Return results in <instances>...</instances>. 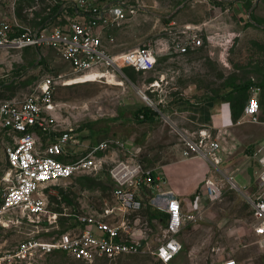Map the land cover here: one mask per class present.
<instances>
[{
  "label": "rangeland",
  "instance_id": "1",
  "mask_svg": "<svg viewBox=\"0 0 264 264\" xmlns=\"http://www.w3.org/2000/svg\"><path fill=\"white\" fill-rule=\"evenodd\" d=\"M126 1L135 7V11H129L128 18L112 30L115 40L107 47L112 52H119L151 45L157 52V64L150 72L126 68L124 75L114 82L104 79L67 81L57 86L54 94L55 126L57 132L71 126L76 129L79 152L112 138L124 142L147 166L154 167L176 159L177 151L184 150L185 141L199 135L200 127L193 115L183 112L189 106L213 98L219 120L229 113L230 128L235 129L240 125L242 112L235 117L230 103L223 98L224 94L236 84L251 81L252 85L263 88L264 99V0ZM47 13V1L0 0V22L7 16L16 15L21 22L35 25ZM193 36L202 38V45L195 47L191 43ZM184 45L188 46L187 52L178 51ZM68 71L67 64L50 48L0 49V100L25 96L42 77ZM74 77L68 74L66 78ZM140 91L155 105H149ZM143 106L157 110L152 120L143 121L137 116L138 108ZM263 112L261 121L264 120ZM242 123V127L259 128L255 144L251 145L249 141L237 143L234 134H241V131L235 129L232 135L227 132V139L223 140L228 149L223 151L221 148L218 152L221 164L214 166L198 156L190 164L177 166L175 174L181 177L186 189L196 184L199 175L210 171L208 177L211 175L219 183L222 194L214 200L205 198L202 201V216L181 232L180 240L185 239L187 244L173 264H219L226 257L236 258L241 264H264V244H260L254 234L251 205L245 196L253 191L252 186H248L250 179L238 171L234 175L239 185L236 188L227 171L233 169L240 152L250 150V155L255 158L254 151L264 144L261 124ZM253 131L256 129L244 130L245 134ZM211 135L217 137L215 131ZM0 136L1 190L4 186L1 179L8 163L3 152L6 141L1 131ZM236 144L239 150L234 146ZM79 155L64 160L72 161ZM104 155L106 159L98 172L78 174L44 190L52 208L60 210L66 206V212L88 214L101 213L105 208L117 205L112 194L115 185L108 171L124 156L116 147ZM254 158L251 161L258 170ZM189 206L191 210L193 206ZM130 219L135 226L134 236L146 238L150 246L154 247L162 238L164 224L152 222L146 208L131 215ZM33 230L35 227L26 222L0 227V264H92L62 252L15 258L17 246L35 234ZM188 250L193 251L194 258L187 255ZM93 264L160 263L150 254L140 253Z\"/></svg>",
  "mask_w": 264,
  "mask_h": 264
},
{
  "label": "built area",
  "instance_id": "2",
  "mask_svg": "<svg viewBox=\"0 0 264 264\" xmlns=\"http://www.w3.org/2000/svg\"><path fill=\"white\" fill-rule=\"evenodd\" d=\"M44 1L52 7L57 6L56 13L44 24L27 25L16 15L7 16L0 22V49L50 48L69 68L67 73L42 77L25 96L0 100V131L6 141L3 152L8 163L1 179L4 186L0 190V227L8 228L23 222L35 227V234L19 243L14 257L26 259L37 254L62 252L93 264L100 260L113 261L124 255L148 253L160 264H173L184 247L181 232L202 216L200 204L195 203L190 210L175 196H168L162 202L155 200L154 208L165 212L167 217L164 222L154 219L155 223L164 224L163 234L154 247L150 246L146 238L134 236L135 226L130 216L141 212L146 195L155 198L163 193L168 195L169 192H161L165 179L120 140L106 139L79 152L76 129L71 126L57 132L55 126L54 94L61 83L87 78L114 82L124 75L126 68L141 72L155 69L157 52L151 45L119 52H112L107 47L115 40L112 30L128 18L129 11L134 12L135 7L126 0L101 3L96 0ZM191 43L197 47L203 41L193 36ZM187 50L186 45L178 49L181 52ZM68 74L75 77L68 79ZM262 94L261 86L251 87L240 121L261 122ZM143 116L141 114L140 118ZM114 147L124 156L108 171L115 185V207L88 214L66 212V206L60 210L52 208L44 192L46 188L78 174L98 172L106 159L104 153ZM220 149V142L203 127L195 139L185 141L183 156H201L218 164ZM78 154L72 161L64 160ZM254 155L258 170L252 182L253 191L245 196L251 205L254 233L263 245L264 144ZM229 180L239 188L234 176H229ZM201 192L207 199L214 200L220 197L222 189L215 180L206 178ZM62 216L69 217L64 231L60 223ZM219 264L241 263L236 258L226 257Z\"/></svg>",
  "mask_w": 264,
  "mask_h": 264
},
{
  "label": "crops",
  "instance_id": "3",
  "mask_svg": "<svg viewBox=\"0 0 264 264\" xmlns=\"http://www.w3.org/2000/svg\"><path fill=\"white\" fill-rule=\"evenodd\" d=\"M183 112L184 113H186V112L191 113L195 119V123L200 128L206 127V129H208L210 132L215 131V134L217 137H214V136L213 137L216 138L220 142V145H221V148L223 149V151L228 149L225 146L224 141H223L224 139H227V135H226L227 132H230L232 135L234 133L235 129L241 131V134H239V133L234 134V139L236 140L237 143H247L245 141H249L248 143L249 144L252 143L251 145H253L256 143V139L259 137V128L252 127V126L250 128L242 127L245 125L244 123H242L244 121L239 122L240 125H237V127H235V129H233L234 127L233 128L231 127L232 128L231 129L230 128L231 116L229 113L225 114L224 117L221 116L222 119L220 121L218 116H217V113H216L217 112V103H216V101H213V100H207L205 102H202L201 104H197V106L196 105L195 106H189V108H187V110L183 111ZM263 121L264 120L262 119V121H261L262 123L258 122V124H261L262 130L264 129V122ZM241 123L244 125H242ZM248 123H249V121H248ZM251 123H254V122H251ZM249 129H256V132L253 131L252 134L251 133L245 134L244 130H249ZM0 138H1V136H0ZM234 146L236 147V149H238V150L240 149L238 144H236ZM261 146H259L258 149ZM257 150L254 151V154H255V152H257ZM251 158H254V157H252L250 155V150L248 152H245V150H243V153L240 152L235 159V166H237L236 169H235V166L232 167L230 165L233 169L232 170L227 169V171L229 172L230 176H234L238 171L243 172L245 177L248 176L250 179V181H249L250 184L248 186H252V189H253L254 184H252V182L254 180H252V176L249 173V169L251 167L253 168L254 179H255V176L257 173V169H255L256 168L255 163H252ZM196 159L197 158H186V157H184L183 151L181 152L179 150V151H177V158L176 159H173L170 162H166V163L158 164V165L154 166L156 168V172L158 174H160L163 177V179H165V184L161 188V192H169L167 196L165 195L166 193H163L159 196L156 195V198L151 195L150 196V203L154 207H155V200H156V202H158L157 200H160L162 202V199H165L168 196L178 197L182 201V203L184 204L186 209H188V207H190L189 205L194 207V205H196V204H200V207H201L202 201H204V199L206 198V195H204L203 192H201L203 189V186H204V184H201V183L204 182L206 180V178L213 179L211 175L208 177V174L210 171L207 172L206 175H199L197 180H196V184L192 185L191 188H189V189H186L184 187V185L181 181V177H179V175L175 174L177 172V166L178 165H180L181 163L190 164L193 160H196ZM205 160L207 161L208 159H205ZM208 161L212 165L217 166V165L221 164L222 159L220 157V163H218V164L214 163L211 160H208ZM232 172H234V174H231ZM218 185H219V183H218ZM245 187H247V185ZM200 192H201V194H200ZM183 240L184 241L182 243H183V246L185 248L187 241L185 239H183ZM193 254H194L193 251L190 250L187 255H189V257L191 258L193 256ZM192 258H194V257H192Z\"/></svg>",
  "mask_w": 264,
  "mask_h": 264
},
{
  "label": "trees",
  "instance_id": "4",
  "mask_svg": "<svg viewBox=\"0 0 264 264\" xmlns=\"http://www.w3.org/2000/svg\"><path fill=\"white\" fill-rule=\"evenodd\" d=\"M44 1V0H43ZM48 4V3H47ZM50 9V10H49ZM48 13L37 22L35 25H41L47 22L48 19H50L57 11V6L52 7L48 4ZM34 26V25H31ZM253 83L251 81L244 82L242 84H236L233 86V89L226 92L223 96L225 101H228L230 103V107L234 110V116L238 117V115L243 111V108L247 102V99L250 94V89ZM263 85V84H261ZM260 86V85H259ZM264 86V85H263ZM263 90V88H262ZM213 99V98H212ZM209 98V100H212ZM262 104L264 108V99H262ZM137 116L140 118V115L143 114V121H150L153 119L154 115H156V111L152 110L149 106H143L138 108L137 110ZM111 179V178H110ZM112 181V180H111ZM146 190V188H145ZM147 191V190H146ZM113 194V190H112ZM114 197V196H113ZM1 202V198H0ZM144 207L143 209H147V213L151 221L153 222L154 219H157L160 222H164L166 220V213L163 211H159L150 203V197L146 195L143 199ZM142 209V210H143ZM252 214V212H251ZM69 217H60V223L62 226V231L67 229ZM160 263V262H159Z\"/></svg>",
  "mask_w": 264,
  "mask_h": 264
},
{
  "label": "bare ground",
  "instance_id": "5",
  "mask_svg": "<svg viewBox=\"0 0 264 264\" xmlns=\"http://www.w3.org/2000/svg\"><path fill=\"white\" fill-rule=\"evenodd\" d=\"M87 80H93V79L87 78V79H81V80H78V81H75V82H82V81L85 82ZM156 85H158V84H156ZM140 93L143 96V98L146 99L148 102H153V101L150 100V98L145 93H142V92H140Z\"/></svg>",
  "mask_w": 264,
  "mask_h": 264
},
{
  "label": "water",
  "instance_id": "6",
  "mask_svg": "<svg viewBox=\"0 0 264 264\" xmlns=\"http://www.w3.org/2000/svg\"><path fill=\"white\" fill-rule=\"evenodd\" d=\"M249 173L252 176V180H254V173H253V168L252 167L249 169Z\"/></svg>",
  "mask_w": 264,
  "mask_h": 264
},
{
  "label": "clouds",
  "instance_id": "7",
  "mask_svg": "<svg viewBox=\"0 0 264 264\" xmlns=\"http://www.w3.org/2000/svg\"><path fill=\"white\" fill-rule=\"evenodd\" d=\"M88 81H93V80H88Z\"/></svg>",
  "mask_w": 264,
  "mask_h": 264
}]
</instances>
